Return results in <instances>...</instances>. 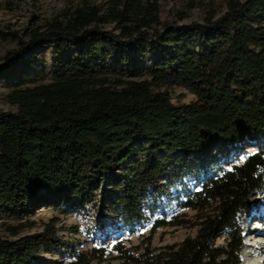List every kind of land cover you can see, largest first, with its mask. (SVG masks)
Instances as JSON below:
<instances>
[{
    "label": "trees",
    "instance_id": "obj_1",
    "mask_svg": "<svg viewBox=\"0 0 264 264\" xmlns=\"http://www.w3.org/2000/svg\"><path fill=\"white\" fill-rule=\"evenodd\" d=\"M9 35L16 33L0 30V39ZM27 35L15 37L19 48L6 59L39 43L66 54L52 80L11 89L15 111L0 108V211L20 219L48 202L78 204L101 192L125 228L149 218L154 229L197 228L176 244L149 242L139 255L119 247L127 262L241 264L244 217L264 184V0H227L220 16L183 24L162 21L158 0H110L103 12L87 3ZM147 54L152 61L144 63ZM175 85L195 99L173 103L161 88ZM176 152L194 163L243 153L198 167H209L207 177L178 196L179 208L196 211L192 223L186 213L142 211V194L160 185ZM225 230L227 245L215 244ZM10 231L18 236L20 228ZM55 237L52 226L0 235V264H31ZM102 254L74 249L65 264H92Z\"/></svg>",
    "mask_w": 264,
    "mask_h": 264
},
{
    "label": "rangeland",
    "instance_id": "obj_2",
    "mask_svg": "<svg viewBox=\"0 0 264 264\" xmlns=\"http://www.w3.org/2000/svg\"><path fill=\"white\" fill-rule=\"evenodd\" d=\"M110 0H0V30L7 33H16V36L29 39L27 35L36 27H45L48 21L55 17L65 19L77 8L84 4L98 5L105 11ZM160 6V18L164 22L178 24L201 22L208 15L220 16L226 11L227 0H158ZM114 24L106 27L111 28ZM44 29V28H43ZM15 36V37H16ZM9 35L0 39V65L6 66L4 74L0 75V108L7 111H15L16 106L8 100V94L15 85H34L52 80L61 68L64 53H58L52 43H39L17 58L6 59L8 51L18 49V39ZM70 53L72 49L68 50ZM67 51V52H68ZM151 54L144 57L143 62H151ZM170 95L173 103H189L195 99V94L184 86L175 85L162 87ZM250 146L245 150L250 151ZM237 155L229 153L220 155L215 152L213 160L208 163L198 160L194 163L193 157L186 160L180 153L169 154L166 161L167 173L160 180V185L150 188L141 196L142 211L146 217L168 215L169 219H175L186 213L191 223L194 221L196 211L194 209L179 208V195L186 190L197 189L209 167L203 171L198 168L201 163L215 167L223 158L235 160L243 157L242 152ZM211 171V170H210ZM102 187L109 186L103 184ZM48 205L36 208L32 213L23 215V218H12L0 211V235L10 239H16L25 235H36L46 232L48 227H54L55 239L52 245H45L31 264H65L72 258V251H92L98 249L103 252L100 258H96L92 264H133L121 257L118 251L123 247L133 255H139L145 251L150 242L152 247H161L167 244L181 242L187 236H195L197 228L194 226H160L152 227L151 218L144 220L142 224H136L128 229L121 222H116L115 215L110 214L105 208V199L99 192L78 204L72 201L57 205L48 202ZM264 224V184L256 189L251 198V206L244 217L243 245L241 248V264H249L259 261L264 264V250L255 249L246 241L260 239L264 243V233L261 237L251 235L255 228ZM11 226H18V236H13ZM229 241L228 230L223 231L214 239L217 245H227ZM100 253V252H99Z\"/></svg>",
    "mask_w": 264,
    "mask_h": 264
},
{
    "label": "bare ground",
    "instance_id": "obj_3",
    "mask_svg": "<svg viewBox=\"0 0 264 264\" xmlns=\"http://www.w3.org/2000/svg\"><path fill=\"white\" fill-rule=\"evenodd\" d=\"M261 233H264V224L262 223L259 228L254 229V233L251 235H254L255 237H261ZM247 244H252L253 248L255 249H263L264 250V243L260 239L253 240L252 238L248 241H246ZM249 264H259V261H253L250 262Z\"/></svg>",
    "mask_w": 264,
    "mask_h": 264
}]
</instances>
